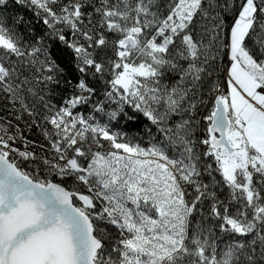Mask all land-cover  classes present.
<instances>
[{"label": "trees", "instance_id": "16d2710c", "mask_svg": "<svg viewBox=\"0 0 264 264\" xmlns=\"http://www.w3.org/2000/svg\"><path fill=\"white\" fill-rule=\"evenodd\" d=\"M247 2L0 0V124L27 150L0 137V155L71 193L101 243L93 264H264V157L230 126L229 183L208 132L218 96L229 111L228 36ZM251 2L241 48L264 96V0ZM126 17L163 49L133 89L118 82Z\"/></svg>", "mask_w": 264, "mask_h": 264}, {"label": "water", "instance_id": "95a60500", "mask_svg": "<svg viewBox=\"0 0 264 264\" xmlns=\"http://www.w3.org/2000/svg\"><path fill=\"white\" fill-rule=\"evenodd\" d=\"M134 37L121 49L134 47ZM230 121L218 96L208 129L209 145L229 157L238 153L228 141ZM100 241L85 214L64 188L24 176L0 155V264H93Z\"/></svg>", "mask_w": 264, "mask_h": 264}, {"label": "rangeland", "instance_id": "374dc122", "mask_svg": "<svg viewBox=\"0 0 264 264\" xmlns=\"http://www.w3.org/2000/svg\"><path fill=\"white\" fill-rule=\"evenodd\" d=\"M253 11L254 6L251 0H248L229 30L228 67L225 75L230 111L228 117L231 121L236 117L237 122L234 120L233 124L239 128V130L237 129L238 135L245 139L248 146L254 148L264 157V96L257 92L258 79L252 77L246 69L248 67L255 68L256 65L241 48L242 41L251 24ZM132 22L131 17H126L124 21L119 23L120 31L123 32L122 39L134 36L137 42L134 47L130 46L122 49L124 64L118 82L125 88L133 89L137 87V78L144 77L151 70L154 66L153 61L159 58L163 49L147 39L140 31L139 25L132 24ZM1 139L4 146L16 150L22 155H27L24 146H22L23 144L17 138H15L19 143L17 147L11 144L8 146V140ZM229 141L234 145L233 147L238 148L239 143L236 142L234 137H230ZM130 164L131 168H138V170L148 167L147 174L153 169L151 165L147 166L149 165L147 160L142 158H137ZM219 166L222 177L227 182L233 183L235 172L239 167L237 156L224 155L220 159ZM158 202L165 207V212L175 213L171 210L172 208L170 209L167 200L159 198ZM124 220L132 225L136 224L135 219L130 214L129 216L126 214Z\"/></svg>", "mask_w": 264, "mask_h": 264}, {"label": "bare ground", "instance_id": "6f19581e", "mask_svg": "<svg viewBox=\"0 0 264 264\" xmlns=\"http://www.w3.org/2000/svg\"><path fill=\"white\" fill-rule=\"evenodd\" d=\"M239 16V15H238ZM237 16V17H238ZM236 17V18H237ZM235 18V19H236ZM233 24V23H232ZM232 26V25H231ZM135 36H136V34H135ZM134 37V36H133ZM134 39H135V37H134ZM135 41H136V39H135ZM137 42V41H136ZM226 84H227V82H226ZM227 90H228V88H227ZM234 120H235V122H237L236 121V117L235 118H233L232 119V121H231V119L229 118V121H230V126H234L235 124H233V122H234ZM1 126H0V137L1 138H3V139H7L8 140V142H7V144H8V146H10V144L12 145V146H16L17 147V145L19 144L18 143V141H19V139H18V137H16V136H14V135H12V134H10L4 127H5V125H3V124H0ZM239 125V124H238ZM235 127H236V129H238L239 130V128L235 125ZM230 129V128H229ZM229 136H228V134H227V138H228ZM15 138H17L18 139V141H17V139H15ZM228 141H229V138H228ZM230 142V144L232 145V146H234L232 143H231V141H229ZM16 144V145H15ZM22 145V144H21ZM22 146H24V145H22ZM237 148V147H236ZM25 149V148H24ZM107 151V150H106ZM221 151H223V150H221ZM26 152H27V150H26ZM70 152H71V149H70ZM69 152V153H70ZM224 152V151H223ZM24 153V152H23ZM225 153V152H224ZM117 154H120V155H122V156H124L127 160H128V166L129 167H131V164H130V162H132L133 160H131V156H127L125 153H120V152H117ZM236 155V154H235ZM234 155V156H235ZM58 163H59V165H60V168H61V170L62 171H64V172H68V171H70V164H69V162H68V160H64V161H60V160H58ZM51 184V183H50ZM55 184V183H54ZM40 185V184H39ZM57 185V184H56ZM42 186H46V185H42ZM59 186V185H58ZM61 187V186H60ZM67 191V190H66ZM69 192V191H68ZM69 194H70V198H71V200H72V195H71V193L69 192ZM79 210V209H78ZM80 211V210H79ZM80 212H82V211H80ZM83 213V212H82ZM84 214V213H83ZM90 221V220H89ZM90 223H91V221H90ZM91 225H92V223H91Z\"/></svg>", "mask_w": 264, "mask_h": 264}]
</instances>
